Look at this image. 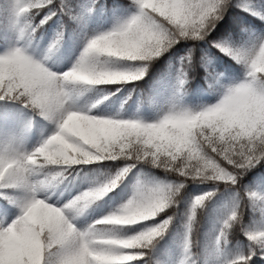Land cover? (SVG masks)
<instances>
[{
    "label": "clouds",
    "instance_id": "9594fccd",
    "mask_svg": "<svg viewBox=\"0 0 264 264\" xmlns=\"http://www.w3.org/2000/svg\"><path fill=\"white\" fill-rule=\"evenodd\" d=\"M52 3L0 0L10 19L9 43L0 52V106L15 113L21 137L0 157V223L6 225L0 243L11 238L25 264L264 261V192L241 183L264 165V32L239 43L208 40L229 8L239 6L234 0H119L109 26L84 32L71 57L64 55L63 26L45 38L44 26L56 13L37 20ZM97 7L104 16L101 0H91L89 16ZM257 18L264 24V15ZM69 19L87 27L82 17ZM201 43L231 60L239 78L225 83L206 52L197 60ZM181 44L187 48L173 60L170 53ZM164 57L167 81L159 92L145 90L140 82ZM197 63L214 102L186 100ZM33 132L39 139L27 147ZM102 162L118 166L91 176L83 171ZM144 168L163 178L137 172L126 198L81 225L133 169ZM82 172L87 186L72 194ZM189 184L209 190L180 210ZM222 193L215 226L201 241L200 217ZM246 209L258 214L250 223ZM166 238L175 257L152 259Z\"/></svg>",
    "mask_w": 264,
    "mask_h": 264
},
{
    "label": "trees",
    "instance_id": "16d2710c",
    "mask_svg": "<svg viewBox=\"0 0 264 264\" xmlns=\"http://www.w3.org/2000/svg\"><path fill=\"white\" fill-rule=\"evenodd\" d=\"M101 2L104 3L106 9L104 16H100L98 7L97 11L89 16L88 8L90 6L91 0H53V3L42 10L40 16L37 17V20L40 19L43 15L48 13L49 10L56 13V15L52 16L51 20H49L48 23L44 26L45 38L47 39L49 36H51L53 30H58L61 26H63L65 37L63 50L64 55L74 57L79 52V49L82 46L81 36L84 32H87L90 28H93L94 24L95 26H102L103 28L109 26L111 22V10L114 5L119 2V0H101ZM234 4H238L239 6H233L229 8V11L225 15V18L220 21L213 32L210 33L208 40L217 41L227 37L230 43H239L246 39L249 35H257L261 32H264V24H262L261 21L256 18V15H264V0H234ZM61 9H63V11H61ZM69 16L82 17L85 21H87V27L84 29L77 27L76 23L73 20L69 19ZM9 24L10 19L8 18L7 14L3 11H0V52L4 51L9 43ZM186 48L187 45H178L175 49L172 50L170 56L174 60V58L182 54ZM203 52H206L211 58L210 63L217 72L222 71L225 73V83L239 78L240 73L238 67L234 65L233 62L226 56L219 53L216 49L210 48L207 43H201L197 45L194 54L197 60ZM167 60L168 57H164L161 60L157 61L152 66L149 75L144 79V81L140 82V86L145 88V90H147L149 86H151L155 91L159 92L167 81V73L169 71L166 66ZM190 75L192 77V80L188 86L189 95L186 98L187 102L191 104H197L201 102L206 103L214 101L215 96L210 94L208 88L205 85L204 70L199 66V63L195 65L194 71L190 73ZM132 107L133 105L130 102V104L127 106L128 111L125 113L126 115L132 114ZM5 114H8L7 117H5ZM143 115L145 116V118H151L152 113L147 107H145L143 109ZM13 125L17 126L15 113L6 106H0V130L11 131L13 130ZM37 127L39 128L40 125H38ZM47 131L48 129H45L44 134H47ZM20 139L21 137L19 134V140ZM32 139H39L38 132H33L26 143ZM117 166V164H113L112 162H102L99 164L88 165L83 169V171L88 172L89 176H91L92 174H94V170L100 172L114 171ZM137 172H140L142 176L146 177L155 176L157 178H163L162 174L156 170L147 168L133 169V171L129 173L128 177L120 185V187L114 192L109 193V195L97 205V207L91 212V214L80 223L87 220L90 221L92 220V218L95 219L102 212L106 213L107 211H109L120 202V198L117 199L120 193V197L123 194V199L126 198L125 196H127L129 192V185L137 175ZM262 177H264V165H260L252 172H250L247 176H245L244 180L241 183L250 184L258 192H264V182H260ZM85 186H87V184L83 180L82 172L81 178L78 179L77 184L72 189V194H75L76 190H79ZM207 190H209V186L189 184L187 188L184 189L183 201L180 205V210L184 209L186 202L190 200L192 196L199 195ZM224 196L225 194L222 193L221 195L214 197L213 201L209 205V208L200 217L199 233L201 241H204L207 238V234L214 228L217 213L213 210V208L224 199ZM114 198H116L117 200L114 201L110 206H106V204ZM2 205L3 201L0 200V206ZM11 215H9V219L11 218ZM257 217L258 214H252L246 209L244 214V222L250 223L251 219H255ZM178 222L179 220L173 223V231H176L178 229ZM234 239H242V237L237 235L234 237ZM175 254L176 249L174 244L166 238V240L161 243L152 259H171L175 257ZM137 264H143V262H137ZM252 264H264V261L254 257Z\"/></svg>",
    "mask_w": 264,
    "mask_h": 264
},
{
    "label": "snow or ice",
    "instance_id": "6c2138e0",
    "mask_svg": "<svg viewBox=\"0 0 264 264\" xmlns=\"http://www.w3.org/2000/svg\"><path fill=\"white\" fill-rule=\"evenodd\" d=\"M224 51L227 52L229 49L224 48ZM7 115L8 114H5V117H7ZM18 143V129L11 131L0 130V157L7 158ZM0 211H2V209H0ZM9 215H11L10 211ZM5 227V224L0 223V228ZM0 262H2V264H25L24 253L15 247L11 238H5L3 242L0 243Z\"/></svg>",
    "mask_w": 264,
    "mask_h": 264
},
{
    "label": "rangeland",
    "instance_id": "374dc122",
    "mask_svg": "<svg viewBox=\"0 0 264 264\" xmlns=\"http://www.w3.org/2000/svg\"><path fill=\"white\" fill-rule=\"evenodd\" d=\"M258 16H261V14H259V15H256V18L258 17ZM258 19V18H257ZM102 26H95V24H94V27L93 28H90L88 31H87V33L88 34H91L92 32H93V30H96V29H98V28H101ZM65 66H67L66 64H65ZM212 102H214V101H212ZM206 103H211V102H206ZM148 119H150V118H148ZM13 130H16L17 129V126H15V125H13V128H12ZM37 142V140L36 139H32V140H30V141H28L27 143H26V146L27 147H31L32 145H34L35 143ZM0 191H3V190H0ZM124 192V191H123ZM120 195H121V193L118 195V197H117V199H119L120 201L121 200H123V194H122V196L120 197ZM126 197V196H125ZM116 198H114V199H111L110 201H109V203H107L106 204V206H110L114 201H116L117 200ZM105 206V207H106ZM104 208V207H103ZM107 208H109V207H107ZM103 214H105V213H101L100 215H98L97 217H99V216H101V215H103ZM96 217V218H97ZM93 219V218H92ZM87 222H89L88 220L87 221H84V222H82L81 223V225H83V224H85V223H87Z\"/></svg>",
    "mask_w": 264,
    "mask_h": 264
}]
</instances>
